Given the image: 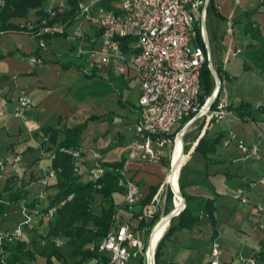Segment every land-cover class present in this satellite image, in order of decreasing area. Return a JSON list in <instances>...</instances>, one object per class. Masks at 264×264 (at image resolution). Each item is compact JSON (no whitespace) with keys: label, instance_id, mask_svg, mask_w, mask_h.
I'll list each match as a JSON object with an SVG mask.
<instances>
[{"label":"crops","instance_id":"0c3cea01","mask_svg":"<svg viewBox=\"0 0 264 264\" xmlns=\"http://www.w3.org/2000/svg\"><path fill=\"white\" fill-rule=\"evenodd\" d=\"M87 1L91 2L92 0ZM213 1L215 10L224 16L222 20H219L212 12L208 17V46L214 57L213 62L227 71L228 74L231 73L230 75L233 77L250 73L259 82V89L242 99L255 105L262 104L264 101V71L258 67L245 70L243 62L246 45L251 42L260 44V42L243 30L245 22L250 19L254 21L257 27L261 28L264 34V4L260 3L261 0ZM100 2L105 7L118 10L122 0L120 2L118 0H100ZM46 3L47 8H50L53 0H46ZM248 11H251L249 15L247 14ZM69 27L72 31L73 27L71 25ZM239 48L241 50L237 52ZM36 49H38V42L35 36L27 32L23 33L19 30L0 32V160L5 159L7 162L4 168L7 173L6 177H8L13 172L15 173L14 167L8 162L13 160L14 155L20 154L21 160L18 161L16 167L20 166L25 171L28 178L26 181H30L28 182L31 183L29 187L34 190L37 180L33 178L37 174L30 171L31 164H37L44 168L51 161L50 150L45 151L41 147V143L45 139L41 137L42 128L45 124L53 123L56 127L70 126L84 122L93 114L84 109L85 107H82L81 110L78 99L74 95L78 87L88 84L89 80H84L79 61L70 54L71 41L68 37L53 36L49 40L48 48L42 50L41 56H43L44 62L38 66L33 65L28 56ZM98 75L106 81H111L112 84L117 80L122 85L120 93L114 96L118 107L115 106L111 109L114 111L112 122L118 130L116 131L117 138H113L112 141L118 144L123 141L122 149L125 153L124 157L114 159L126 160L128 145L133 137L132 127L138 122L139 107H137V103L141 87L135 80L125 78L124 74L120 75L117 72ZM235 77L234 79H236ZM134 86L138 88L136 100L131 98V93H129ZM22 90L26 91L33 99V104L29 106L25 116L18 117L14 115V109L17 106V97ZM222 95L226 96L232 105L239 102H231L227 93H222ZM109 101H111L110 97ZM122 102H126L125 105H121ZM111 110L104 109L97 113L103 114ZM106 117L109 116H102L98 123L107 130L110 129L108 125L110 126L112 123ZM88 121L82 134V146L94 144L95 148L100 150L102 148L103 150L109 144L108 141L98 137L97 141L94 142V130H90L91 124ZM229 130L237 133L248 144L258 142L264 153V117L263 121H246L235 114L227 120H222V122L214 120L207 124L203 121L196 131L198 138L191 136L187 140L186 144L189 148L186 152L183 147L184 139L181 136L182 141L179 142V145L182 154V166L178 173V181L181 180L185 190L196 197L215 199L217 208L214 210V214L219 232L214 237V228L208 217H204L192 227L174 229L162 240L161 253L158 257L159 264H211L210 252L213 238H216L222 249L219 254V264H248L246 261L240 260L239 256L241 254L252 255L255 252L263 254L262 257H258L257 262L264 264V209L258 210L256 207V203H262L264 206V184L256 183L252 187L247 185L251 204L244 203L237 198V190L240 185H246L247 182L264 176V158H242V152L234 141L228 145L222 144L224 138L228 136ZM222 131L225 132V136L217 144V150L214 153H210L206 157L202 152L195 149L196 142L204 133L215 136ZM36 132L39 134L35 135ZM91 155L93 152H85L78 162L81 160L85 162ZM128 163L127 176L138 182L140 193L134 209L128 210L122 203L125 197L124 192L115 191L114 202L118 204L119 208L115 218L117 222H130L132 228L143 239L149 225L144 223L141 226L137 214L141 213L144 205L157 197L158 211L155 216L160 219L168 211L166 203L168 190L164 188L166 167L161 162L128 161ZM79 165L84 166L82 163ZM55 181L54 178L52 183ZM155 185H158L155 196L147 200L151 186L155 187ZM5 193L9 197L8 190L1 191L2 197L4 198ZM117 193H121L123 197L118 199ZM30 200L32 198L29 200L23 198L18 203L8 200L1 202L0 200V230L17 226L23 217L19 203L30 202ZM2 210H6L5 213ZM39 219V215L33 216V228H26L23 231V237L20 238L27 241V248L35 251V257L33 260L24 259L17 264H49L46 259L47 256L42 252L52 253L54 249H58L64 254L67 262L73 264L78 256L72 258L73 248L68 244L67 237L61 236L64 238V242L59 246L54 245L50 238L58 236L48 237L46 235L50 222L44 221V224L40 226L41 229L34 227L39 226ZM167 223L168 221L164 226L163 234L166 232ZM145 227L147 228L145 229ZM43 238L50 240L48 239L49 241L44 245ZM50 259L52 264H67L60 260L56 254H52ZM131 264H143V261L139 256L133 258Z\"/></svg>","mask_w":264,"mask_h":264},{"label":"built area","instance_id":"2783aa9c","mask_svg":"<svg viewBox=\"0 0 264 264\" xmlns=\"http://www.w3.org/2000/svg\"><path fill=\"white\" fill-rule=\"evenodd\" d=\"M68 4V0H53L52 7L47 9L44 15L39 19L25 20L20 24L23 29L21 27L19 31L35 36L38 42L39 55L34 53L28 55L33 65L38 66L44 62L41 52L48 48L49 40L53 36L63 35L71 41L70 54L79 61L81 71L84 73L108 74L113 71L120 75L124 74L125 78L135 80L140 85L137 103L138 122L132 127L133 137L128 145V155L121 169L120 179V184L125 190L122 203L128 210H133L140 190L138 182L127 176L128 161L159 162L168 156V146L170 145L172 151L173 143L184 126L179 127L178 124L190 113H194L190 119L204 118L207 124L214 120L222 122L235 115L226 96L221 94L218 99L217 79L213 92L205 101L201 100L200 73L206 62L209 67L211 66L212 53L203 36L202 23L200 34L205 42L204 46L198 39L196 24L201 18L207 17L209 0H122L118 10L105 7L100 0L91 2L81 0L74 21L70 24L69 19H65L63 14ZM4 5V0H0V9ZM70 25L73 27L72 31ZM4 31L6 30L0 32ZM44 34H50V37L45 38ZM122 38L127 39L126 45L123 44ZM240 50L237 49V52ZM211 97L214 99L209 104L207 102ZM17 98L14 115L23 117L33 104V99L24 90ZM173 131L174 137L171 136ZM185 131L182 132L183 137ZM231 141H234L241 150L242 158H264L258 142L248 144L237 133L229 130L222 144L228 145ZM72 151L78 159L84 152L83 149ZM94 154L90 176L98 177L106 171L107 166L101 164L100 160L103 158L100 153ZM20 160L21 155L16 154L13 160L8 162L15 169L17 184L28 179L23 169L21 173L18 172L19 167L16 165ZM6 163L5 159L0 160V188ZM31 167L30 171L37 174V197L43 199L57 172L53 168H45L42 171L37 164H31ZM247 183L238 187L237 198L251 204L247 185L252 187L256 183L264 184V176ZM28 203V201L19 203L23 217L17 226L0 230V244L20 240L26 228H33V216L39 215L45 222H50L54 216L55 206L44 210L38 203L32 206ZM185 206L184 201L179 211L181 212ZM256 207L258 210L264 209L262 203H256ZM157 211L156 197L144 205L137 217L140 221L151 220L155 218ZM132 227L130 222L116 221L97 243L100 256L90 258L83 264H131L133 258L139 256L143 257L144 264H156L155 253L150 257L148 243L146 244ZM48 239L43 238L44 245L50 239L57 246L64 242L62 237ZM212 242L210 263L219 264L222 249L216 238H213ZM239 259L248 264L257 263V256L254 254L247 256L241 254Z\"/></svg>","mask_w":264,"mask_h":264},{"label":"trees","instance_id":"16d2710c","mask_svg":"<svg viewBox=\"0 0 264 264\" xmlns=\"http://www.w3.org/2000/svg\"><path fill=\"white\" fill-rule=\"evenodd\" d=\"M80 1L81 0H68V8H66V11L63 13L65 16L64 18L69 19L68 24L74 21L75 12L79 9ZM261 1L262 2L260 3L264 4V0ZM4 2L5 5L0 9V31L21 30V23L23 24L27 19H39V17L44 15L47 12V9H49V7L47 8L45 5L46 0H4ZM110 7L112 6L110 5ZM207 8V17L205 20L207 22V29L209 30L208 17L212 12L217 17L216 19L222 20L224 16L222 13L215 10L213 0L209 1ZM249 13H251V11L247 12L248 15ZM197 22V36L199 41L204 46L205 42L200 34L201 22ZM243 31L251 34L254 39H257L260 42V44L251 42L246 45V51L243 58L244 69L247 70L252 67H258V69L264 71V45L261 44L264 34L262 33L261 28L257 27L253 20L247 19ZM43 37H50V34H44ZM122 39H124L123 44L126 45L125 42L127 39ZM39 51L40 48L36 49L33 53L39 55ZM215 67L218 72L217 75L222 80L219 88V99L222 94V86L224 85L223 78L225 76H229L230 74L217 65H215ZM211 72L212 70L206 62L200 73V77L202 79V101L207 99V97L213 92V88L216 85L215 77H213ZM89 75L91 77H96L98 74L92 73ZM98 77L101 82L88 83L82 87H78L75 91V95H80L79 92L82 91L83 88H86V91L91 90L90 92L93 93H97L100 89L102 90L101 86H107V90L114 88L111 81H106V79L99 75ZM125 103L122 102L121 105H125ZM230 108L238 117L246 121H263L264 103L261 105H255L250 101L241 99L238 104L232 105L231 103ZM193 115L194 113H190L189 115L184 116L181 126H183ZM97 117L96 115L91 114L82 123L79 122L70 126L65 125L63 127H56L53 123L45 124L42 128L43 134H41V137L46 139L42 141L41 147H43V150H50L51 152V161L46 168L55 169L57 172L55 175L56 181L49 184L46 190L47 195L45 198L42 199L39 197H33L32 201L28 203L30 206L38 203L44 210L50 208L51 206L56 207L54 216L50 219V227L47 230L46 235L48 237H67L68 244L73 248L72 258L78 256L73 264H83L88 262L90 258L100 256L97 243L102 240V238L107 234L108 229L111 228L117 220L115 216L119 208L118 204L114 202V192L125 191L123 185L120 184V179L122 178L121 169L125 164V160L123 159H114L113 161L100 160L101 164L107 166V168L106 171L98 177H91V172L86 174L78 170V168H80L78 162L80 158H76L72 150L83 149L82 134L87 127V121L91 118ZM38 134L39 132L35 133V135ZM171 136H175L174 131L171 133ZM224 136V131L215 136L204 133L199 138L198 142H196L195 149L208 157L210 153H214L217 150V144L222 141ZM195 137L198 138V134H195L194 138ZM186 142L187 139H185L183 144L185 152L188 151L189 148ZM181 166L182 157L178 166V173L181 170ZM110 167L113 169H110ZM10 179L11 178L6 179L2 189L8 190V201L18 203L20 199L27 198V194L24 193L25 187L18 185L16 181L14 182ZM157 187L158 185H155V187L151 186V191L147 200L152 199L155 196ZM179 188L182 195H184L186 206L181 212L172 218L171 224L166 228V232L164 234L163 231L166 222L160 227L154 242L155 245L153 247L156 264H159L158 257L161 253L162 240H164L165 236L169 235L174 229L192 227L193 225H197L204 217H208V220L212 223L214 228V237H216L219 232L216 227L217 220L214 214V210L217 208L215 199H208L207 197L201 196L196 197L188 193L185 190L184 185H182L181 180ZM96 194L102 195L100 213L95 210V206L93 205ZM172 196L173 192L169 188L166 199L170 200ZM170 210L165 212V215L161 216L160 219L157 216L150 221L143 219V221H140V225L142 226L144 223H147L149 225L148 230L150 231L152 228L153 230L151 231L153 234L161 220L168 212H170ZM5 211L2 210L3 213H5ZM26 245L27 241L24 239H15L7 241L4 244L1 243L0 264H17L24 261V259L33 260L35 257V251L33 252L31 249L27 248ZM42 253L47 256L46 259L49 264H52L50 259L52 254L58 255V258L63 262L72 264L67 262L64 254L58 251V249H54L52 253H45L44 251ZM253 254L257 256V259L258 257L263 256L260 252H255ZM256 264H258V262Z\"/></svg>","mask_w":264,"mask_h":264},{"label":"rangeland","instance_id":"374dc122","mask_svg":"<svg viewBox=\"0 0 264 264\" xmlns=\"http://www.w3.org/2000/svg\"><path fill=\"white\" fill-rule=\"evenodd\" d=\"M118 2H120V0H118ZM46 6H47V3H46ZM261 44L264 45V40L261 42ZM211 60H212V63L215 64L213 62L214 61L213 55H212V59ZM82 75H83L82 77L84 78V80H89L88 81L89 83H93V82L94 83H96V82L99 83V82H101L100 78L98 76L97 77H91L89 75V73H84V72L82 73ZM110 75L113 76V74H110ZM234 77L232 75L225 76L223 78L224 85L222 86V93H227L228 96L231 99V102H233V103L240 101L243 97H247L249 94H252L253 92H256L259 89V86H258L259 82L254 77H252V75H250V73L242 74L239 77H235L236 79H234ZM113 84H114V88L110 89V90H107L108 88H106L107 86L105 85L106 87L101 86L102 90L101 89H100L101 91L98 90L97 93L90 92L91 90L90 91H86L87 89L83 88V90L79 92L80 95H77V94L75 95L74 94L76 96V98L78 99L77 101L80 104L79 105L80 109L82 107H85L84 109L89 110L91 113L96 115V117L98 116L97 118H91L88 121V123L91 124L90 130H94V132H93V137L95 139L94 142L97 141L98 137H102V138H105L104 140H107L108 143H109L106 147H104L103 150H102V148H101V150L98 149V148H95L94 144H92V145L90 144L88 146L86 144L85 146H82V148L84 150L83 155L85 154V152H88V151L93 152V155H91V157H90L91 159L88 158V159L85 160V162H82V160L79 161L80 164L81 163L84 164V166L80 165V167L82 169V172H84L86 174L91 172V169H92V166H93L92 162H93V159H95V154H94L95 152L96 153H100L102 158H103V160H109V161L113 160L114 158L124 157V155H125L124 149H122L123 141H121V143H119V144L118 143H113V141H112L113 138H117L116 131H118V130L114 127V124L112 122V118L114 117V111L111 110V109L114 108L115 106L118 107V104H116L117 102L115 101L116 97H114V96L118 95V93H120V90H122V87H121L122 85L117 80H115ZM137 89L138 88L134 86L133 89H131L130 92H129V93H131V98H134L135 100H136L135 97H137V95H138ZM108 95H109L111 101H109ZM262 103H264V101ZM104 109L105 110H111V111L110 112L107 111V112H105L103 114L102 113H100V114L97 113V112L103 111ZM104 115L105 116L108 115L109 117L108 118L106 117V118L109 120V122L112 123L110 126L108 125V127L110 129H107V130H106L105 127H101L100 123H98V121L101 120V117L104 116ZM203 121H205L204 118H196V120H194V123L190 124L188 126V128H186V131H185V134H184V137H183L184 142H185V139L188 140L191 136L192 137L195 136L197 128L200 127V125L202 124ZM182 122H183V120L180 121V123L178 124L179 127L182 124ZM181 141H182V138L180 139V143H181ZM168 147H169L168 156L163 157L159 161V162L163 163L165 165V167H166V171H165V174H164L165 175L164 176V184H165L164 188L167 189V190H169V188H171L167 182H168V178H169V174H170V170H171V158H170V156L172 154L170 145ZM178 157H179V153L177 155V160H178ZM45 168L46 167L41 168V170L44 171ZM21 169L22 168L19 166V171H18L19 173H21ZM81 169H80V171H81ZM15 175L16 174L13 172L11 175L6 177L7 173L5 172V169H4V176L2 178L3 183L1 184L0 192L5 190V189L4 190H1V189L4 187V184L6 182L5 181L6 178H11L10 180L15 182L16 179H17V177H15ZM33 179H36V177H34ZM17 183H18V181H17ZM179 183H180V181H179ZM30 184L31 183H28V181H26V179L22 180L20 182V184H18L20 186H24L25 187L24 193L27 194V196H28L27 199L28 200H29V198L37 197L36 190L38 189L37 188L38 186L35 185L36 189L34 190L33 188L31 189L29 187ZM167 194H168V191H167ZM116 197L118 199H121L123 197V195L121 193H117ZM8 198L9 197L6 196V193H5V196H4V199H3V197H2V195L0 193V200H2L3 202L7 201ZM101 200H102V195H99V194L97 195L96 194L95 200L93 201V205L95 206V210L98 211L99 213L101 212V206H102L101 205ZM174 200H175V195H174V192H173V196L170 198V200L166 199L168 210H170V209L173 210L175 208V206H174V204H175L174 202L175 201ZM30 201H32V200H30ZM39 221H40L39 226H37V227L34 226V227L38 228V229H41L40 226L42 224H44V221H42V218H40ZM167 225H168V223H167ZM151 230H153V229L151 228L150 231L147 229L146 230L147 232L144 233L143 239L146 242V244L148 243V240L151 237V234H152ZM38 234H39V232H38ZM39 235L42 236V234H39ZM141 259H142L143 264H144V259H143L142 256H141Z\"/></svg>","mask_w":264,"mask_h":264},{"label":"bare ground","instance_id":"6f19581e","mask_svg":"<svg viewBox=\"0 0 264 264\" xmlns=\"http://www.w3.org/2000/svg\"><path fill=\"white\" fill-rule=\"evenodd\" d=\"M181 135L177 136L176 137V141L175 143H173V150H172V154L170 156L171 158V170H170V174H169V178H168V184L169 186L171 187L170 189H172V191L174 192V195H175V208L173 209L174 212H177L178 210H181L182 207H183V197L180 195V188H179V181H178V166H179V163H180V159L182 157V154H181V149H180V145H179V142H180V139H181ZM179 153V157H178V160H177V155ZM168 221L167 219V216H165L161 222L159 223V225L157 226L156 230L154 231L153 234H151V237H150V241H149V251H150V257L152 256L153 253V247H154V242H155V237L157 235V232L159 231L160 227L166 222Z\"/></svg>","mask_w":264,"mask_h":264},{"label":"water","instance_id":"95a60500","mask_svg":"<svg viewBox=\"0 0 264 264\" xmlns=\"http://www.w3.org/2000/svg\"><path fill=\"white\" fill-rule=\"evenodd\" d=\"M210 1V0H209ZM200 22L202 23V29H203V36H205V41L208 43V45H209V37H208V35H207V25H206V22H205V17L204 18H201L200 19ZM208 49H209V46H208ZM210 50V49H209ZM210 68H211V70H212V74H213V77H215V79H217V82L219 83V85L218 86H216V90H218L219 91V88H220V86H221V83H220V80H221V78L217 75V69H216V67L214 66V64L212 63L211 64V66H210ZM214 99V97H211L210 98V100H208V102L207 103H211L212 102V100ZM194 120H195V118L194 119H190L189 118V120L184 124V126H183V128H181V131L179 132L180 134L179 135H181V134H183L182 132H184L185 130H186V128H188V126L190 125V124H193L194 123ZM180 195L183 197L182 199H183V204H184V195H182V193L180 192ZM180 211L178 210L177 212H174V210H170V212H168L167 214H166V216H167V219H168V226L170 225V223H171V220H172V218L175 216V215H177L178 213H179ZM168 226H166V227H168ZM152 233V232H151ZM148 243H149V241H148Z\"/></svg>","mask_w":264,"mask_h":264}]
</instances>
